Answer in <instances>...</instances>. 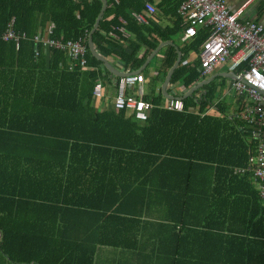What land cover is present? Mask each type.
Segmentation results:
<instances>
[{"label":"trees","instance_id":"16d2710c","mask_svg":"<svg viewBox=\"0 0 264 264\" xmlns=\"http://www.w3.org/2000/svg\"><path fill=\"white\" fill-rule=\"evenodd\" d=\"M106 1L92 42L122 70L138 69L135 55L140 45L153 47L152 34L168 40L178 32L136 22L131 13H140L144 0ZM178 6L176 0L169 15L181 22ZM101 8L100 0H0L1 257L12 264H92L97 246L125 240L93 233L152 230L154 247L194 248L167 253V264L174 255L179 264H264V201L246 169L256 140L242 118L225 116L214 80L183 99L181 112L152 101L140 122L94 107L93 85L111 75L87 42V68L71 70L64 51L35 44L51 24L53 39H86ZM11 18L15 33L26 35L18 47L2 40ZM121 26L138 41H128V50L111 36L120 38ZM207 32L198 29L188 49L197 52ZM166 55L173 60L174 49ZM199 68L197 61L178 66L170 81L191 87ZM210 108L220 116L205 114ZM235 167L244 171L233 174ZM48 215L58 220H24Z\"/></svg>","mask_w":264,"mask_h":264},{"label":"built area","instance_id":"2783aa9c","mask_svg":"<svg viewBox=\"0 0 264 264\" xmlns=\"http://www.w3.org/2000/svg\"><path fill=\"white\" fill-rule=\"evenodd\" d=\"M245 7L246 4L232 12L226 0H179L177 14L186 22L181 41L193 39L198 28L208 30L200 46L201 77H207L218 66L227 62L230 70L246 65L237 72V78L231 81V87L237 96L245 98L248 102L239 117L250 126L256 144L247 159L246 169L251 171L260 198L264 201V29L254 23L240 22ZM144 11L148 16L154 14V8L148 3L144 4ZM134 18L138 23H145L141 15H135ZM14 24L15 18H11L2 34V40L14 41L18 47L20 40L25 39L26 35L16 34ZM52 31L53 25H50L42 36L35 35V44L64 51L69 60V70L75 67L85 69V39L60 41L51 37ZM34 54L37 56L38 50ZM143 84L144 77L139 74L121 77L117 82L111 107L133 115L137 121H146L152 106L144 99ZM92 94L98 101L104 99L101 82L93 85ZM162 107L168 111L184 110L181 98L168 100ZM189 112L195 113L194 109ZM243 171V168L238 167L232 169L233 174Z\"/></svg>","mask_w":264,"mask_h":264},{"label":"crops","instance_id":"0c3cea01","mask_svg":"<svg viewBox=\"0 0 264 264\" xmlns=\"http://www.w3.org/2000/svg\"><path fill=\"white\" fill-rule=\"evenodd\" d=\"M176 0H144L142 3V8L140 13H131V17L134 18L135 15L143 16L145 23H139L141 26H146L154 29L164 30V29H175L178 28V32L174 31V35L170 37L168 40H163L157 37V35L152 34V39H150V44L153 45L152 48L140 45L138 51L135 55V59L139 63V67L137 70H132L128 66L126 70H122L123 63L115 58V57H104L102 56L94 47L96 53H98L104 60L117 72L123 75H135L139 74L144 77V99L146 102H149L152 105V101H157L158 106L162 107L166 101L171 100L173 98H181V100L190 96L192 93L199 94V90L202 86L214 80V83L217 85V98L216 101L223 105L224 114L227 117L235 116L239 120V114L247 105V101L245 98L241 96H237L231 87L230 78L231 71L234 75L237 74L238 70H230L228 69V62L225 65L218 66L210 75L207 77H201L199 75L198 81L191 87H184L180 81L171 82L170 78L172 76V72L178 66H190L192 67L194 63L199 60V52H195L193 49H188V45L192 41H181V36H183L184 29L186 26V22L181 19L177 21L175 18H172L169 14L173 11V6ZM148 3L154 8V14L151 16L146 15L144 11V4ZM227 6L230 11L234 12L240 9L243 5L246 4L245 9L243 10L242 16L240 17L241 23H254L256 25H260L264 29V0H226ZM102 4V3H101ZM106 9H107V1H106ZM105 9V10H106ZM105 12V11H104ZM103 12V13H104ZM176 15L177 12H176ZM103 16V15H102ZM135 19V18H134ZM136 20V19H135ZM118 21L123 24L124 20L119 17ZM137 22V21H136ZM52 25V24H51ZM201 29V28H198ZM197 29V30H198ZM118 30L120 38L118 35L112 34L114 38L119 41L120 47L123 49H127L129 43L128 41H132L137 43V39L134 35L127 32L126 29L121 27H116ZM207 30V29H204ZM153 33V32H152ZM208 33V32H207ZM151 34V33H150ZM207 36V35H206ZM121 41H123L121 43ZM87 42L88 46V36L85 39V43ZM135 45V44H134ZM201 46V45H200ZM172 47L175 51V58L173 60H166V53ZM89 49V47H88ZM90 51V50H89ZM91 53V52H90ZM93 56V55H92ZM178 57V62H176ZM86 58V54H85ZM97 59V58H96ZM98 60V59H97ZM100 61V60H99ZM103 64V63H102ZM104 66V65H103ZM105 67V66H104ZM173 69L171 70V68ZM87 68V62H86ZM85 68V69H86ZM106 69V67H105ZM107 70V69H106ZM171 70V71H170ZM111 77H107L101 82L103 84L104 91V99L101 101L96 100L94 102V107L100 110L112 109L111 101L116 94V85L117 79L115 75L111 74L109 70H107ZM225 74V75H224ZM211 81L203 84V81L209 80ZM224 79V81H222ZM95 82V83H96ZM221 83H223L221 87ZM202 84V85H201ZM130 92V91H129ZM198 92V93H197ZM194 111L197 108H192ZM129 114V113H128ZM205 114L220 116L219 112L216 109L210 108L205 112ZM131 116V114H130ZM98 206H103V204H96ZM31 218L25 217L24 220H47L55 222L58 220L56 215H48L44 217H36ZM96 219V218H94ZM240 219H243V215H241ZM142 223L145 219L141 218ZM126 233L119 234V232L112 231L111 233H93L91 236H116V239L121 236L125 238L124 241L114 240V244H119L117 247L111 246H97L93 255L92 264H167L166 254L176 252H191L194 251L193 247H185L181 248L180 246L173 247V249H166V247H154L151 243V236H153L154 231L152 230H141L138 234L134 233L135 231H123ZM133 234H136V241H133ZM212 249H206L205 251H210ZM174 252V254L176 253ZM157 253V257L153 254ZM173 264H179L176 261V256L174 255ZM178 259V258H177ZM170 262V261H169ZM0 264H12L6 262L0 255ZM35 264V263H28Z\"/></svg>","mask_w":264,"mask_h":264},{"label":"water","instance_id":"95a60500","mask_svg":"<svg viewBox=\"0 0 264 264\" xmlns=\"http://www.w3.org/2000/svg\"><path fill=\"white\" fill-rule=\"evenodd\" d=\"M100 2L102 3V8H101V11L99 12V15L93 25V28L91 29V31L89 32L88 34V47H89V50L91 52V54L97 58L98 60H100L103 65L106 67L107 70H109L111 72V74L115 75L116 77H126L127 75H123V74H120V72H117L115 71L105 60L103 57H101L98 53L95 52L94 50V47H93V42H92V34L94 31H96L98 29V25H99V21L101 20L102 18V15H103V12L105 11L106 9V0H100ZM178 62V57H177V60L175 63ZM173 69V67L171 68V70ZM170 70V71H171ZM225 75V74H224ZM230 78L232 79H236L237 76L233 74V72L231 71V74L229 76ZM212 78H209V80H206V81H203V84H206L207 82L211 81ZM202 85V84H201Z\"/></svg>","mask_w":264,"mask_h":264}]
</instances>
